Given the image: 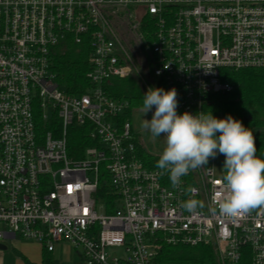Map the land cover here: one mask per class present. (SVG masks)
Masks as SVG:
<instances>
[{"label":"built area","instance_id":"obj_1","mask_svg":"<svg viewBox=\"0 0 264 264\" xmlns=\"http://www.w3.org/2000/svg\"><path fill=\"white\" fill-rule=\"evenodd\" d=\"M83 43L88 88L69 95L54 56ZM227 70L264 71V0H0V243L67 242L82 264H154L160 239L211 246L217 264H264V208L219 214L221 154L173 185L138 157L128 114L140 108L108 92L127 78L144 95L174 87L178 114L196 115L234 91ZM70 127L90 143L78 157ZM190 199L203 206L187 211Z\"/></svg>","mask_w":264,"mask_h":264},{"label":"clouds","instance_id":"obj_2","mask_svg":"<svg viewBox=\"0 0 264 264\" xmlns=\"http://www.w3.org/2000/svg\"><path fill=\"white\" fill-rule=\"evenodd\" d=\"M177 97L174 87H150L144 95L143 114L153 106L155 111L151 120H143L142 128L153 138L163 134L166 144L157 167L170 173L173 185H178L190 170L207 165L209 158L221 154L226 174L218 193L219 214L235 219L252 209L264 208V159L256 156L253 133L231 115L219 119L205 111L178 114ZM202 206L196 199L182 205L192 213Z\"/></svg>","mask_w":264,"mask_h":264},{"label":"trees","instance_id":"obj_3","mask_svg":"<svg viewBox=\"0 0 264 264\" xmlns=\"http://www.w3.org/2000/svg\"><path fill=\"white\" fill-rule=\"evenodd\" d=\"M88 47L82 45H67L54 56L53 73L57 83L67 94H82L88 88L85 74L88 71ZM224 81L234 86L230 94L209 96L203 111L211 112L216 118L223 119L228 115L241 121L254 136L257 148L256 156L264 159V136L258 130L264 127V71L243 70L225 71ZM108 92L113 97L127 100L130 108H142L144 94L138 81L134 78L113 80ZM132 113L129 110V114ZM218 135V133H217ZM70 156L78 157L80 149L90 143L86 140L85 130L70 127L68 129ZM137 145V154L149 167H157L160 156L147 153ZM225 160V157L221 155ZM105 174L104 170H100ZM110 188L101 183L98 195L108 196ZM160 249L154 259V264H217L214 250L211 246L199 245L189 247L183 245H168L157 239ZM41 264H53L50 252L43 249ZM241 264H250L249 258H242Z\"/></svg>","mask_w":264,"mask_h":264},{"label":"rangeland","instance_id":"obj_4","mask_svg":"<svg viewBox=\"0 0 264 264\" xmlns=\"http://www.w3.org/2000/svg\"><path fill=\"white\" fill-rule=\"evenodd\" d=\"M128 116L131 120L132 130L136 134L137 141L143 147L142 149H144L151 155L161 156L166 146L163 134L161 135V137L153 138L150 131L142 128L144 119L151 120L152 115L150 114V112L144 115L142 112V108L140 107V109L132 111V113H130V115ZM55 245V252L53 254L54 264H79L78 259H80L81 261V253L79 250L74 249L67 242L62 243L59 246L57 245V243Z\"/></svg>","mask_w":264,"mask_h":264},{"label":"crops","instance_id":"obj_5","mask_svg":"<svg viewBox=\"0 0 264 264\" xmlns=\"http://www.w3.org/2000/svg\"><path fill=\"white\" fill-rule=\"evenodd\" d=\"M62 243L66 242H58L57 245ZM1 244L6 248L0 250V264H41L43 249L38 243L16 238L12 241L4 240ZM55 246L50 252L52 259ZM78 261L79 264L82 263V260L78 259Z\"/></svg>","mask_w":264,"mask_h":264},{"label":"water","instance_id":"obj_6","mask_svg":"<svg viewBox=\"0 0 264 264\" xmlns=\"http://www.w3.org/2000/svg\"><path fill=\"white\" fill-rule=\"evenodd\" d=\"M5 246L0 243V250H5Z\"/></svg>","mask_w":264,"mask_h":264}]
</instances>
